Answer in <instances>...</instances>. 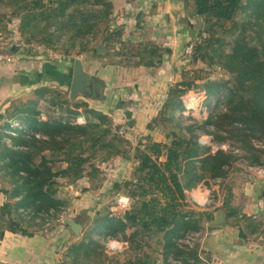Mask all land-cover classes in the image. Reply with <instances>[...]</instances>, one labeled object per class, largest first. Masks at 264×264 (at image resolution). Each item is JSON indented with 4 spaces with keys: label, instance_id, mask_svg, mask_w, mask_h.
Returning a JSON list of instances; mask_svg holds the SVG:
<instances>
[{
    "label": "trees",
    "instance_id": "16d2710c",
    "mask_svg": "<svg viewBox=\"0 0 264 264\" xmlns=\"http://www.w3.org/2000/svg\"><path fill=\"white\" fill-rule=\"evenodd\" d=\"M185 1L203 28L192 46L195 66L182 69L147 124L148 131L167 128L164 141L147 134L134 144L127 138L128 127L120 133L121 126L108 114L50 86L42 89L44 109L38 99H30L0 113V240L6 231L33 236L56 224L68 227L61 214L71 209L60 195L61 186L86 177L85 190L96 191L105 179L100 165L121 157L134 161L131 176L114 181L108 194L127 196L129 207L120 213L108 205L98 208L86 236L77 241L70 235L60 264H90L88 258L99 250V256L105 253L108 238L127 241L122 264L207 263L197 242H179L187 232L202 231L212 218L211 212L190 208L186 190L208 178L224 179L235 163L264 165V0ZM0 6L1 34L17 38L26 57L58 50L62 59L74 61L90 50L91 40L103 29L104 45L120 42L118 54L128 64L156 67L162 62L158 44L120 39L122 29L112 27L111 0H0ZM13 20L18 21L15 29ZM100 25L104 27L98 29ZM4 47L0 54L11 52ZM198 63L218 66L222 74L200 76L206 70L197 68ZM98 86L87 97H101ZM190 91H203V118L183 114V97ZM203 136L210 143H203ZM227 211L237 218L235 209ZM93 261L117 263L107 254Z\"/></svg>",
    "mask_w": 264,
    "mask_h": 264
},
{
    "label": "crops",
    "instance_id": "0c3cea01",
    "mask_svg": "<svg viewBox=\"0 0 264 264\" xmlns=\"http://www.w3.org/2000/svg\"><path fill=\"white\" fill-rule=\"evenodd\" d=\"M111 1L114 4L112 27L122 29L121 40L135 42L134 30L137 19L141 18L145 28L150 26L158 29L153 37L157 42L167 41L169 44L163 46L162 62L156 67L128 64L127 59L118 54L120 42L113 41L114 46L109 48L104 43L98 44L104 55H101L102 52L96 54L94 48L97 44L91 45L90 50L78 58L84 71L91 76L87 84L92 82L93 89L100 85L101 97L91 99L87 95L78 94L76 99H82L90 107L108 114L118 126H128L127 138L135 144L136 138L151 134L147 129L148 122L165 101L168 88L180 80L182 69L188 68L183 53L192 27L189 26L191 22L188 20L187 10L188 27L185 34L181 35L174 29V16L183 0ZM149 12L152 13L148 14ZM146 19L151 21L147 23ZM13 44L17 43H10L9 48ZM43 53L41 51L38 55L26 57L21 48L5 53L12 60L0 61V113L14 104V99L19 98L20 101L38 99L44 109L47 102L42 97V89L46 86L63 92L70 89L74 61L58 58V55L48 58ZM193 93L188 92L183 101L186 98L195 100ZM41 119H45V115H41ZM79 120L85 121V118L79 117ZM109 160L120 163L121 172L116 167L120 176L126 173L125 177L115 181L130 178L133 160L121 157ZM126 166L129 167L128 170H122ZM236 166L244 168V172L235 171ZM85 188L81 190L82 194L87 192ZM107 195L109 196L108 193ZM120 195L122 194L116 196ZM186 195L191 209L212 214L197 240L200 250L205 252V256L202 253L200 256L207 260L206 264H264V176L251 172L245 164L235 163L224 179L208 178L191 190H186ZM77 197L72 198L75 200L72 202L71 213L66 218H75V213L84 208L81 204L83 201L79 199L81 197ZM77 199L79 200L76 201ZM3 201L4 195L0 192V203ZM98 208L96 205L95 209ZM228 208L235 209L236 219L233 220L228 214ZM219 209L224 210V222L210 226L209 222ZM90 210L91 205L87 211ZM71 234L69 227L62 224H56L52 231L37 232L33 236L6 231L0 240V264H60L61 254L70 241ZM123 247L125 251L127 244L124 243Z\"/></svg>",
    "mask_w": 264,
    "mask_h": 264
},
{
    "label": "rangeland",
    "instance_id": "374dc122",
    "mask_svg": "<svg viewBox=\"0 0 264 264\" xmlns=\"http://www.w3.org/2000/svg\"><path fill=\"white\" fill-rule=\"evenodd\" d=\"M179 9L177 10V13L175 14V19L173 20V25H174V29L177 31V33L183 35L185 34L186 30H187V27H188V23H187V17H186V11L188 10V20L189 22H191L189 24V26L192 27V29H190L189 31V39L187 40L186 44H184V49L186 48L187 45L189 44H192L194 43V39L196 38L197 36V33L199 31L202 30L203 28V22H202V27L201 29L199 30V24H198V19H197V15L193 14V7L191 5V3L189 1H185L183 0V3L179 4ZM177 8V7H176ZM4 12V9L3 7L0 6V13ZM152 12H149L148 14H151ZM200 17V16H199ZM112 16H111V20H112ZM147 20V19H146ZM200 20L202 21V19L200 18ZM113 21V20H112ZM111 21V22H112ZM151 21V19L147 20V23H149ZM17 20H13V25H11V27L13 29L16 28L17 26ZM104 27V25H100L98 26V29H102ZM183 29V31L181 30ZM103 30V29H102ZM102 30H101V33H99L95 38H93L91 40V45L94 46H99L98 44H103V41H102ZM158 30V29H153L152 27H148V28H145L144 27V20L141 19V18H138L137 19V23H136V30H134V39H135V43H140V44H152V43H155V44H158L160 47L163 48V46H166V44H169L167 43V41H164V42H157L156 39H154V32ZM1 34V32H0ZM205 34V33H204ZM206 35V34H205ZM7 35L6 34H1L0 35V48L2 46H6L4 48H8L9 49V45H4L7 41L8 43L11 41L17 43L19 45V49L22 48V43L14 37L13 38H10V37H6ZM161 44V45H160ZM8 49L6 51H8ZM18 49V50H19ZM5 51V52H6ZM44 52L43 54L48 57V58H52L53 55H58V58H61V55L59 54L60 52L58 50L56 51H42ZM2 54H5V53H2ZM97 54V52H96ZM101 55H104V52L101 53ZM185 55V56H184ZM80 57V56H78ZM78 57H75V58H78ZM183 57H184V61L187 62V65L188 68L187 69H192L194 65L191 64V55H186L185 53H183ZM65 59V58H64ZM67 60H70V59H67ZM73 62V60H70ZM108 61H109V58H108ZM197 68H204L206 71H201L199 73L200 76H203V77H215V76H219L220 74H222V70L216 66V67H208L207 64H199L198 63V66H196ZM189 77V75L187 76ZM181 78V77H180ZM66 94L67 92L69 93V89H67L66 91ZM194 97H195V100L191 101V104L192 105L191 107H189V109L183 111V114L184 116H187L188 114L192 115L193 118H203L206 114V110L204 109V106H202V103H203V100H204V96H203V91L202 92H194L193 93ZM185 96V95H184ZM14 103L15 104H18V102H20V98L19 99H14ZM161 108V107H160ZM127 125V124H126ZM128 127V126H127ZM151 131V137L153 139H157V140H161V141H164L165 140V133L167 132V128L163 127V126H159L157 127L156 129L154 130H149ZM200 140L204 143L205 141L207 142V140H209V136H203L200 138ZM214 150L217 148V145H214L213 146ZM225 147V146H224ZM244 165V163H242ZM116 167H119V171L121 172V166H120V163H117V161H114V160H108L107 162L105 163H102L100 165V168L102 170V173L104 176V180H103V186L96 190V191H92V190H87L86 193L82 194L81 193V190L83 188H85V186L88 185V182H87V179L86 178H82L79 180V183L77 182L76 184H73L72 186H68V185H63L61 186V190H60V195L62 197H65L68 199V202H69V208L72 209V205H73V200L72 198H79L80 200L83 201V203L81 202V204L84 205V208L81 210V211H78V213H75V218L78 220L79 223H82L83 224V229L81 230L80 234L78 236H75V238H78V240H80L83 236H86L88 233H89V230L91 229V227H93L94 223H93V218H94V214L96 212L97 209L96 208V205L99 206V208H103L105 207L106 205H108L110 207V209L113 211V212H116V213H120V210H124V209H120L117 207V205H115L117 202V196H112V197H109L107 195V193L109 192V190L111 189L110 187L112 186L113 182L115 180H118V178L120 177H125L126 173H123L121 176L119 175L120 173L116 170ZM129 167H123L122 170H128ZM235 171L237 172H244V168L240 167V166H236L235 167ZM71 185V184H70ZM78 186V187H77ZM77 187V188H76ZM110 188V189H109ZM77 189V190H76ZM100 190H102V192H100ZM98 193V194H97ZM75 194H78V195H75ZM104 194V195H103ZM79 199H77L76 201H78ZM91 205V210L90 211H87L88 210V207H90ZM101 205V206H100ZM119 211H118V210ZM71 213V210L68 211V213L66 214V216L68 214ZM76 220V221H77ZM53 228H55V226H53ZM72 233V232H71ZM93 237H96V233H94L92 235ZM72 238V236L70 237ZM99 241H102L101 238H99ZM151 244L153 247H155V241L154 239L151 240ZM125 244H127V241L124 242ZM124 243L123 245L121 246L122 247V250H119V251H112V250H108V249H105V253L103 252V254H100L99 256V253H100V250L98 251V253H96L95 257L94 256H91L90 258H88L86 260V262H90V264H107V261L105 262H101V263H96L94 260V258L96 259H102L104 254H107L108 257L110 258H114V260L117 261V263L115 264H122L121 262H123V260L125 259V251L124 250ZM156 255V254H155ZM159 255V254H158Z\"/></svg>",
    "mask_w": 264,
    "mask_h": 264
},
{
    "label": "water",
    "instance_id": "95a60500",
    "mask_svg": "<svg viewBox=\"0 0 264 264\" xmlns=\"http://www.w3.org/2000/svg\"><path fill=\"white\" fill-rule=\"evenodd\" d=\"M198 19V24H199V30L202 27V21L200 20V17L197 15ZM11 51H16L19 49V45L13 44L10 48ZM97 53L102 52V47L96 46L94 48ZM90 74L86 71H84L82 67V63L80 58H76L74 60V66H73V75H72V80H71V85H70V97L71 98H76L78 94H84V95H89V89L91 88L92 82L88 85L87 82L90 81ZM225 217H224V210L219 209L215 213V217L212 221L209 222L210 226H216L220 225L224 222ZM64 222L68 225L69 229L71 232L75 235L78 236L83 229V224L79 223L76 221L75 218L72 217H67L64 219Z\"/></svg>",
    "mask_w": 264,
    "mask_h": 264
},
{
    "label": "built area",
    "instance_id": "2783aa9c",
    "mask_svg": "<svg viewBox=\"0 0 264 264\" xmlns=\"http://www.w3.org/2000/svg\"><path fill=\"white\" fill-rule=\"evenodd\" d=\"M192 46H193L192 44H189L184 49V53L186 55H191ZM11 60L12 59H11V57L9 55L0 54V61L9 62ZM191 101H192L191 98H186L185 101H184L185 102L184 104H186V106H184V107H186L187 110L189 109V107L192 106V105H190ZM125 129H126L125 127L121 126L120 129H119V132L120 133H124ZM221 147L225 149L227 146L226 145H222ZM247 168H248V170H250L251 172L257 174L258 176H262V177L264 176V165H255V164L254 165H247ZM116 202H117L116 205H117L118 208L126 209L128 207V204H129V198L127 196L120 195V196L117 197ZM68 211L69 210L62 212L61 220L65 219L66 214H67ZM199 237H200V232H192V231H190V232H187L186 235L183 238H180L179 242L192 245L194 242H198L197 240L199 239ZM110 241H116L120 246H122L123 243H124L120 239L108 238V240L106 241V244L108 245V243ZM107 249L111 250L108 247H107ZM117 251H119V250H117Z\"/></svg>",
    "mask_w": 264,
    "mask_h": 264
},
{
    "label": "clouds",
    "instance_id": "9594fccd",
    "mask_svg": "<svg viewBox=\"0 0 264 264\" xmlns=\"http://www.w3.org/2000/svg\"><path fill=\"white\" fill-rule=\"evenodd\" d=\"M107 247L112 251L122 250V247L116 241H110Z\"/></svg>",
    "mask_w": 264,
    "mask_h": 264
},
{
    "label": "flooded vegetation",
    "instance_id": "af4514ba",
    "mask_svg": "<svg viewBox=\"0 0 264 264\" xmlns=\"http://www.w3.org/2000/svg\"><path fill=\"white\" fill-rule=\"evenodd\" d=\"M94 86H95V84H94ZM92 89H93V85H92V87H91Z\"/></svg>",
    "mask_w": 264,
    "mask_h": 264
}]
</instances>
